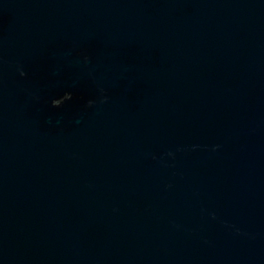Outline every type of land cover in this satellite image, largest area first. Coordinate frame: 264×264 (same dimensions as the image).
I'll list each match as a JSON object with an SVG mask.
<instances>
[{"label": "water", "instance_id": "water-1", "mask_svg": "<svg viewBox=\"0 0 264 264\" xmlns=\"http://www.w3.org/2000/svg\"><path fill=\"white\" fill-rule=\"evenodd\" d=\"M0 264H264V0H0Z\"/></svg>", "mask_w": 264, "mask_h": 264}]
</instances>
